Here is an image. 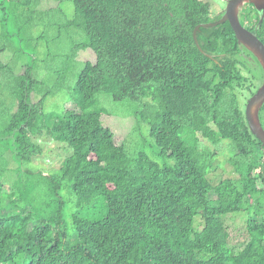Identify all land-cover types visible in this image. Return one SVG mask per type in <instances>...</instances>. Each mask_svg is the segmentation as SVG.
I'll use <instances>...</instances> for the list:
<instances>
[{"label": "trees", "instance_id": "16d2710c", "mask_svg": "<svg viewBox=\"0 0 264 264\" xmlns=\"http://www.w3.org/2000/svg\"><path fill=\"white\" fill-rule=\"evenodd\" d=\"M72 3L67 25L86 37L75 49L88 51L94 62L84 63L71 106L48 117L47 125L45 96H38L29 67L16 78L5 131L13 137L10 152L19 175L10 192L0 180V264H264V149L241 107L258 88V62L228 23L200 28L202 52L197 49L193 30L209 23L211 13L202 0ZM243 10L241 25L264 45V20L258 26L252 5ZM98 94L156 104L150 135L158 155L173 164L160 166L142 153L129 158L124 143L103 126L102 112L91 110ZM259 120L264 130V104ZM46 135L71 153L56 174L36 178V189L35 178L21 177V166L43 154L40 139ZM202 140L215 147L228 142L236 178L210 184L215 152ZM65 182L79 197L78 207L98 198L106 203L100 220L71 215L73 239L58 197ZM3 208L10 215L3 216ZM239 212L249 217L242 243L231 245L222 219ZM197 218L200 230H194Z\"/></svg>", "mask_w": 264, "mask_h": 264}, {"label": "rangeland", "instance_id": "374dc122", "mask_svg": "<svg viewBox=\"0 0 264 264\" xmlns=\"http://www.w3.org/2000/svg\"><path fill=\"white\" fill-rule=\"evenodd\" d=\"M73 0H0V180L7 192L16 181L17 166L11 157L13 137L6 128L9 125L13 107H15L16 79L21 70L29 67L31 78L38 84V96H45L43 113L45 125L48 117L61 114L71 106L69 100L76 97V81L86 61L94 62L93 57L76 45L86 41L82 30L68 26L73 19ZM211 8L209 23L216 22L225 11L224 0H202ZM239 11V19L244 21L243 10ZM241 13V14H240ZM251 64L252 60L249 59ZM260 68V66H259ZM255 68L256 87L262 83L261 68ZM257 88V89H258ZM256 89V90H257ZM251 97V96H250ZM250 97L244 98L241 107L245 109ZM35 101L34 98H32ZM142 104L128 100L114 102L108 95L98 94L92 111H101V122L104 127L114 131L118 142H123L129 158L142 153L160 166H171L169 158L160 157L150 129L156 122L159 108L150 99ZM52 121V119H50ZM43 154L32 162L23 164L20 174L22 178H35L36 189L40 183L36 178L47 177L57 173L60 163L70 155L71 151L62 143H57L48 135L40 139ZM203 141V140H202ZM205 147L215 152L211 162L208 180L217 185L225 179L236 178L233 167L229 164V156L233 153L228 142L218 146L203 141ZM39 143V141H38ZM59 199L64 203L63 226L68 231V239L74 238L71 215L75 212L91 221L100 220L106 213V203L98 198L95 204L77 206L79 197L70 191L68 183H63ZM40 199L37 194V200ZM214 192L208 194V200H215ZM22 200H25L23 198ZM22 201V204H25ZM254 203L251 204V206ZM8 208H3V216L10 215ZM12 212V211H11ZM249 217L248 212H239L223 217L224 225L231 231V245L241 244L240 233L244 234V225ZM254 219L255 216L251 215ZM194 230L202 228L200 218L196 219Z\"/></svg>", "mask_w": 264, "mask_h": 264}, {"label": "water", "instance_id": "95a60500", "mask_svg": "<svg viewBox=\"0 0 264 264\" xmlns=\"http://www.w3.org/2000/svg\"><path fill=\"white\" fill-rule=\"evenodd\" d=\"M224 2L226 7L221 18L216 22L196 26L193 30L192 38L197 49L202 52L196 37L197 31L200 28H213L228 23L237 43L258 62L263 76L262 83L246 102L245 117L251 134L261 143L264 149V130L259 120V111L264 104V45L250 31L244 28L239 20V11L242 7L252 5L258 15V26H260L264 20V0H225ZM208 57L210 58L211 56Z\"/></svg>", "mask_w": 264, "mask_h": 264}, {"label": "clouds", "instance_id": "9594fccd", "mask_svg": "<svg viewBox=\"0 0 264 264\" xmlns=\"http://www.w3.org/2000/svg\"><path fill=\"white\" fill-rule=\"evenodd\" d=\"M225 1V0H224Z\"/></svg>", "mask_w": 264, "mask_h": 264}]
</instances>
